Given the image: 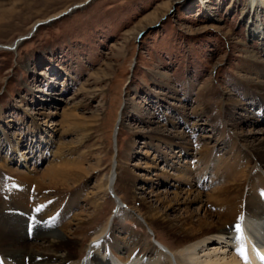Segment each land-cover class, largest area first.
I'll list each match as a JSON object with an SVG mask.
<instances>
[{"label":"rangeland","instance_id":"obj_1","mask_svg":"<svg viewBox=\"0 0 264 264\" xmlns=\"http://www.w3.org/2000/svg\"><path fill=\"white\" fill-rule=\"evenodd\" d=\"M85 1L0 0V47L30 35L39 21ZM202 1L92 0L41 25L15 49H0V146L6 137L14 144L15 136L28 135L21 147L26 160L17 154L9 162L11 147L0 152V200L20 203L18 193L20 198L27 193L24 200L32 206L47 194L54 202L46 231L57 236L61 230L74 231L82 223L78 216L90 221L81 224L82 234L74 244L79 259L88 245L105 259L110 255L111 237L92 242L108 222L118 243L149 241L155 233L175 246L173 232L147 217L154 228L150 231L105 191L114 156L119 155L121 165L115 190L124 201L127 173L137 178L135 195L144 196L139 188L144 186L152 194L168 191L165 196L171 200L196 189L184 184L182 169L194 171L202 156L219 157V164L231 145L237 156L250 142H261L264 91L254 86L264 85V10L254 19L251 0ZM254 26L258 33L251 31ZM43 112L51 114L44 118L39 115ZM31 114L44 124L31 128ZM242 133L249 140L240 141ZM169 134L184 138H174L171 147ZM29 139L36 143L34 152ZM55 156H64V161L58 163ZM250 161L241 167L244 174L253 172ZM4 163L9 170L1 167ZM50 164L85 167L89 175L67 191L16 180L39 175ZM34 167L39 172L32 171ZM258 169L253 182L263 176ZM215 172L211 169L203 183L208 194L223 185ZM158 174L167 177L162 184L157 183ZM168 200L158 203L161 215H186L184 206L172 211ZM96 202L102 204L98 213ZM205 204L214 211V201ZM34 230L27 233L36 234Z\"/></svg>","mask_w":264,"mask_h":264},{"label":"bare ground","instance_id":"obj_2","mask_svg":"<svg viewBox=\"0 0 264 264\" xmlns=\"http://www.w3.org/2000/svg\"><path fill=\"white\" fill-rule=\"evenodd\" d=\"M90 1L92 0H86L84 3L78 4L77 9L82 8L83 4H89ZM202 2L205 1L203 0ZM263 2L262 0L250 1V10H252L251 13H253L252 16L254 19L259 15V12L264 10ZM77 9H73L70 13ZM68 14L63 12L53 18L59 17L61 19ZM48 20L36 23L33 28L36 27L31 30L30 34L33 31L36 33L41 24L44 25ZM255 30L258 33L259 28L254 26L251 31L253 32ZM22 38H19L14 43L2 46L0 49L13 50L22 43ZM254 88L264 91V85L260 83L256 84ZM233 104L237 105L235 102ZM50 114L45 112L39 113L44 118L50 116ZM1 118L3 117L0 113V127L2 128ZM30 118L35 120L31 128H39V124H44L37 121L36 116L32 114ZM115 128L118 134L120 124L117 123ZM160 132H163V130ZM263 132L261 131L259 137L261 142H250V145L243 147V154L239 153L235 156L234 146L231 145L227 151L228 156L223 157L219 164H217L219 157H214V160L212 156H202L200 158V165L196 168L194 167V171L191 172L190 170L189 173L185 169H182L183 177L185 178L184 184L189 185V187H196V189L193 191L189 189L185 191L184 194L187 195L185 197L181 193H177L175 199L171 200H168V196H165L168 191L164 192L160 190L152 194L149 191H145L144 186L139 188L144 189L142 193H145V195L140 197L135 195L134 181L137 178L133 177L134 173H127L125 175L127 181L125 183L122 182V185L124 184L123 186L125 187L124 189L130 204L124 201V198L116 194L115 190V185L120 180L121 165L119 155L117 157L114 156L112 169L105 183V191L111 194V196H115L114 198L118 206L123 203L124 206L121 208H125L127 211L133 213L150 231L154 228L146 221L147 217L154 219L155 222L162 224L170 232H173L176 237L174 247L160 241L155 233H153L149 241H141L140 239L133 238L118 243V240L110 233L112 228L110 229V222H108L105 228L95 233L92 242H102L105 237H111L107 247L109 248L110 255L105 259L103 257L104 255L101 256L98 251L93 252L92 247L88 245L87 249L84 250L85 257L79 259L78 253L80 252H77L74 244L77 243L76 240L80 239L79 236L82 234V231H80L81 224L87 222L88 225L90 221L88 222L83 216H78L76 220L82 223H79L74 231L61 230V233L57 236L50 231H46L47 228H50L49 226L52 221V218L48 216L54 200L45 194L42 203H38V200H35L31 206L29 201L24 200L25 197H28L27 193L23 198H20V194L18 193L20 203L10 200L11 203L6 204L0 200V256L1 260L3 258L0 264H259V253L264 252ZM5 135L7 136L6 133ZM243 135L244 133L241 136L238 135L240 141L242 137L249 140V137ZM27 136L26 134L20 135L19 138L15 136L14 144L6 137L7 140L0 146V152L7 150V147H11L9 151L10 155L7 158L9 162L13 161L17 154H20V159L26 160L25 155L21 152V147L28 140ZM169 137L173 138L169 142L171 147L176 145L173 142L174 138H184L181 135L173 134H169ZM29 141L33 146L32 152H34L33 149L36 147V143L31 139ZM160 151L163 152V150ZM249 155L252 156L249 157ZM55 157V160L57 159L56 161L59 163V160L63 159L62 157L64 156ZM45 158L44 155L41 156V159L44 160ZM249 161L253 172L244 174V170L241 167L243 164L247 165ZM127 165L131 166L132 164L128 163ZM1 167L9 170L5 163L1 164ZM257 168L261 169L258 170L262 172L263 176L260 175L261 178L253 182V174H257L254 173V170ZM211 169L216 170L215 175L217 176V180L221 181L223 185H219L216 190L208 194L202 188L204 190L209 189L203 183L208 180ZM130 170L134 171L133 168ZM32 171L37 173L39 169L34 167ZM88 175L89 172L85 167L50 164L49 168L41 171L39 175L36 174L32 177L21 175L23 178H16V180L21 182V179H28L29 182H36L37 186H39L37 187L38 189L46 187L49 190L61 189V191H67L71 188V184L74 183L75 185L81 182ZM157 176L158 179H161L160 182H157L158 184H162L166 180L165 178H167L165 175L158 174ZM172 176L173 178L175 177V175ZM174 179L177 182H181L178 178ZM145 182L150 184L148 181ZM206 195V201H204V196ZM165 200L170 202V209L172 211H176L180 206H184L185 209H183L186 215L181 216L179 219H175L169 215H161L158 203H163ZM211 201H214L215 209L210 212L209 210L212 209H207L205 202ZM192 204H197L198 206L192 208ZM93 206L95 213H98L102 208L100 202L94 203ZM42 209H44L43 212ZM41 212L44 214L41 215ZM46 214L47 216H45ZM41 217L42 222L39 221ZM237 223H240L243 228V233L239 239L236 238L238 234L234 229ZM33 229H35L36 234L32 233L29 235L27 232ZM255 242L258 246L254 244ZM241 246L246 251L248 257L247 262L237 252V249Z\"/></svg>","mask_w":264,"mask_h":264},{"label":"snow or ice","instance_id":"obj_3","mask_svg":"<svg viewBox=\"0 0 264 264\" xmlns=\"http://www.w3.org/2000/svg\"><path fill=\"white\" fill-rule=\"evenodd\" d=\"M37 211H39V209H37ZM242 219V218H241ZM234 229H235V232L238 234L237 235V239H239L243 233V228H242V225L240 223H237L235 226H234ZM237 252L238 254L247 262L248 261V257L246 255V251L244 249L243 246H241L240 248L237 249ZM260 260L261 261H264V256H261L260 257Z\"/></svg>","mask_w":264,"mask_h":264},{"label":"water","instance_id":"obj_4","mask_svg":"<svg viewBox=\"0 0 264 264\" xmlns=\"http://www.w3.org/2000/svg\"><path fill=\"white\" fill-rule=\"evenodd\" d=\"M78 6H79V5L74 6V7L71 8L69 11H67L66 14L70 13L73 9H77ZM60 17H61V16H60ZM57 19H59V17H55V18L49 19V20H48L46 23H44V24H49V23H51V22H53V21H55V20H57ZM41 25H42V24H41ZM34 32H35V31H33L30 35L25 36V37L22 38L21 40H26L27 38L33 36V35H34Z\"/></svg>","mask_w":264,"mask_h":264}]
</instances>
